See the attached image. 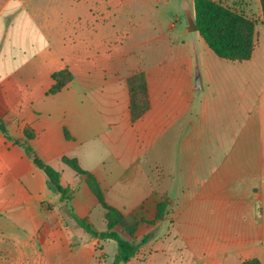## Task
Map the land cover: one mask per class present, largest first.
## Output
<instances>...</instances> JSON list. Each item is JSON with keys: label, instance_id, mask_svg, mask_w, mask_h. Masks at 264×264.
<instances>
[{"label": "crops", "instance_id": "obj_1", "mask_svg": "<svg viewBox=\"0 0 264 264\" xmlns=\"http://www.w3.org/2000/svg\"><path fill=\"white\" fill-rule=\"evenodd\" d=\"M248 6L261 21L252 57L240 62L216 56L196 31L194 0H0V118L10 137L0 131V264H94L98 239L74 232L65 212L70 201L48 188L25 152L27 141L61 173L63 187L77 190L72 211L88 221L104 213L64 158L93 174L121 210L148 199L155 143L166 149L253 134L264 158L263 11L260 0ZM65 69L71 81L52 93L54 75ZM141 70L147 100L135 118L127 83ZM258 173L260 213L247 226L258 222L252 236L261 238L262 258L264 166ZM223 213L221 244L197 240L192 250L186 240L185 251L222 257L216 264L248 253L233 237V201Z\"/></svg>", "mask_w": 264, "mask_h": 264}, {"label": "rangeland", "instance_id": "obj_2", "mask_svg": "<svg viewBox=\"0 0 264 264\" xmlns=\"http://www.w3.org/2000/svg\"><path fill=\"white\" fill-rule=\"evenodd\" d=\"M221 1L256 20L258 24L261 21L260 17H251L252 10L248 6L250 0ZM262 23L264 24V15ZM193 28L192 25L191 30ZM140 74L146 76L142 70L133 76ZM188 132V139L195 137L190 134L192 128ZM257 139L258 136L253 134L247 141L224 142L219 139L197 142L189 139L176 143L177 146L171 143L166 149L162 142L155 143L152 150L155 161L148 173L153 183L152 191L144 203L131 210L111 206L106 198V190L93 174L89 173L94 180L92 184L97 189H92L86 176L80 175L96 199L98 210L104 213L103 219L85 221L95 230L104 231L107 230L111 217L112 221H117L116 230L126 238L141 239L147 232L155 230L156 238L141 247L137 255L124 264H216L221 263L223 258L212 259L213 255L208 253H189L185 251V241L192 244V250L197 240L208 247L221 244L224 239L222 236L227 232L222 221L226 217L223 209L229 199L233 201L235 208V217L231 221L234 240L244 245L246 243L250 248L246 254H236L232 264H262L264 256L261 258L258 253L261 238L252 236V233L258 235V222L251 227L247 226L260 213L258 168L264 166V158L261 151L263 143ZM249 166L251 170L246 172L245 168ZM76 192L77 190H71V200ZM161 205H165L164 216L159 219L158 210ZM72 210L70 201L65 212L70 216ZM74 232H79L84 238L98 239L94 264H112L117 254L114 241L106 245L108 241L87 235L76 225ZM249 242L254 246H249Z\"/></svg>", "mask_w": 264, "mask_h": 264}, {"label": "trees", "instance_id": "obj_3", "mask_svg": "<svg viewBox=\"0 0 264 264\" xmlns=\"http://www.w3.org/2000/svg\"><path fill=\"white\" fill-rule=\"evenodd\" d=\"M264 15V0H260ZM195 26L196 31L204 39L208 47L221 59L228 61H247L252 57L258 22L241 12L225 5L221 0H194ZM69 77V79H68ZM72 79L68 69L62 70L54 75L56 85L52 93L60 91ZM146 80L143 74L133 76L129 80V88L132 93V111L135 118L139 117L145 108L147 91ZM0 131L7 139H10L5 121L0 118ZM31 139V137L29 138ZM26 154L32 158L35 165L42 169L47 176L48 188L60 195L61 201H71V190L61 184V173L52 166L40 159L29 142L24 143ZM79 175L86 176L87 182L92 189H97L92 184L94 180L89 173L82 170L76 160L63 159ZM101 199V194L99 195ZM164 207L161 205L158 210V218L164 216ZM71 217L76 225L87 235L94 236L104 241H114L117 245V254L112 264H124L133 259L141 247L148 244L156 237V233L145 234L141 239L126 238L117 230V221L110 217L107 230L97 231L84 219L78 217L71 211ZM245 264H249L246 262Z\"/></svg>", "mask_w": 264, "mask_h": 264}, {"label": "water", "instance_id": "obj_4", "mask_svg": "<svg viewBox=\"0 0 264 264\" xmlns=\"http://www.w3.org/2000/svg\"><path fill=\"white\" fill-rule=\"evenodd\" d=\"M195 28H196V26H195Z\"/></svg>", "mask_w": 264, "mask_h": 264}]
</instances>
